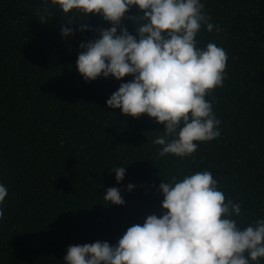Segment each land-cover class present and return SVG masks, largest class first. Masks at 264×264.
<instances>
[{
    "label": "trees",
    "instance_id": "trees-1",
    "mask_svg": "<svg viewBox=\"0 0 264 264\" xmlns=\"http://www.w3.org/2000/svg\"><path fill=\"white\" fill-rule=\"evenodd\" d=\"M204 2L220 31L202 28L198 46L214 43L228 57L223 86L207 96L220 136L181 158L159 155L153 141L164 124L107 106L132 77L85 82L77 71L81 42L110 23L77 14L73 22L93 29L81 32V22L68 25L43 0H0V183L8 189L0 264H64L69 246L116 244L127 228L161 215L159 185L173 176L210 171L226 200L242 205L240 227L264 218V0ZM138 15L136 6L127 13ZM123 24L136 35L133 20ZM64 26L74 35L63 37ZM120 166L122 183L111 172ZM109 187L121 189L124 206L103 200Z\"/></svg>",
    "mask_w": 264,
    "mask_h": 264
},
{
    "label": "clouds",
    "instance_id": "clouds-1",
    "mask_svg": "<svg viewBox=\"0 0 264 264\" xmlns=\"http://www.w3.org/2000/svg\"><path fill=\"white\" fill-rule=\"evenodd\" d=\"M46 8L69 16L68 25L81 22L79 31H92L86 20L73 22L77 14L99 15L111 24L100 28L96 38L81 42L76 69L85 82L115 78L120 84L107 106L125 116L147 114L164 124V135L153 142L162 146L161 157H186L200 142L220 136L221 121L207 99L222 87L226 76V51L214 43L199 47L202 28L220 31L203 11L204 0H43ZM136 6L141 15L128 17ZM70 14V15H69ZM133 20L136 35L123 24ZM41 23L48 20L41 16ZM67 38L70 26L61 28ZM111 172L122 183L127 167ZM135 185L129 183L127 191ZM163 197L160 216L151 214L143 224H134L116 244L96 241L72 245L64 264H259L264 258V218L240 227V203L227 199L210 171L183 179L173 176L159 185ZM8 189L0 183V217ZM103 200L124 206L121 189L109 187Z\"/></svg>",
    "mask_w": 264,
    "mask_h": 264
}]
</instances>
